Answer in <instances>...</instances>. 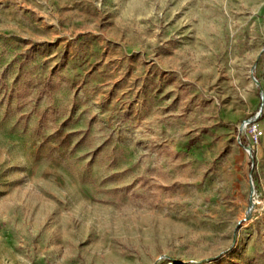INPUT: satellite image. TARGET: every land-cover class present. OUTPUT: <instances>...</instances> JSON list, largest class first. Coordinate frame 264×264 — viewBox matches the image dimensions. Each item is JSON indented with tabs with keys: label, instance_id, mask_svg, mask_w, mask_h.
<instances>
[{
	"label": "rangeland",
	"instance_id": "1",
	"mask_svg": "<svg viewBox=\"0 0 264 264\" xmlns=\"http://www.w3.org/2000/svg\"><path fill=\"white\" fill-rule=\"evenodd\" d=\"M0 264H264V0H0Z\"/></svg>",
	"mask_w": 264,
	"mask_h": 264
},
{
	"label": "built area",
	"instance_id": "2",
	"mask_svg": "<svg viewBox=\"0 0 264 264\" xmlns=\"http://www.w3.org/2000/svg\"><path fill=\"white\" fill-rule=\"evenodd\" d=\"M263 133V131L261 129H259V127H257L256 124H253L252 126V136L254 138V141H257L259 136Z\"/></svg>",
	"mask_w": 264,
	"mask_h": 264
}]
</instances>
